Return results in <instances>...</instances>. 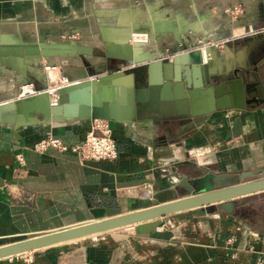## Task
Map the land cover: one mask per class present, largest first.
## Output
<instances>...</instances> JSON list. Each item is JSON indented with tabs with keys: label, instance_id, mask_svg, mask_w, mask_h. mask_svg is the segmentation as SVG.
Returning <instances> with one entry per match:
<instances>
[{
	"label": "crops",
	"instance_id": "0c3cea01",
	"mask_svg": "<svg viewBox=\"0 0 264 264\" xmlns=\"http://www.w3.org/2000/svg\"><path fill=\"white\" fill-rule=\"evenodd\" d=\"M236 4L239 16L224 13ZM194 39L220 43L216 70L246 66L261 74L264 0H0V41L113 47V58L14 57L27 69L56 66L57 74L44 71L48 84L122 70L125 44L138 57L185 51L197 58L188 47ZM116 79L120 89L131 78ZM22 80L0 65V102L18 98ZM92 122L0 123V245L205 193L222 174L255 171L240 182L264 177V102L158 124L109 120L117 150L110 160L34 147L47 136L78 144ZM232 201L231 212L220 203L196 207L161 218L147 233L123 227L32 251L31 263L12 256L0 264H264V190Z\"/></svg>",
	"mask_w": 264,
	"mask_h": 264
},
{
	"label": "water",
	"instance_id": "95a60500",
	"mask_svg": "<svg viewBox=\"0 0 264 264\" xmlns=\"http://www.w3.org/2000/svg\"><path fill=\"white\" fill-rule=\"evenodd\" d=\"M124 46L126 55L119 58L125 62L122 70L110 74L98 71L94 77L59 86L54 103L48 93L46 73L40 66L27 69L14 57L24 56L35 61L55 55L104 54L113 58L110 52L113 47L110 44L94 47L71 42L0 41V65L20 76L21 85L39 84L41 89L35 95L0 102V123L79 118L158 124L264 102V69L261 74L246 66L216 70L212 47L205 48L209 57L204 61L200 50H195L197 58H192V52L181 51L159 59L153 55L138 57L133 53V44ZM263 62L264 59L260 64ZM123 73L131 79L119 89L116 77ZM253 174L255 171L222 174L212 180V189L205 193L0 245V260L128 226L136 233H147L161 223V218L196 207L220 203L223 210L231 212L232 200L264 190V177L240 182Z\"/></svg>",
	"mask_w": 264,
	"mask_h": 264
},
{
	"label": "built area",
	"instance_id": "2783aa9c",
	"mask_svg": "<svg viewBox=\"0 0 264 264\" xmlns=\"http://www.w3.org/2000/svg\"><path fill=\"white\" fill-rule=\"evenodd\" d=\"M243 12V8L240 4L232 5L227 7L224 10V13L230 16L231 18H236ZM195 41V39H194ZM196 44V45H195ZM220 45L216 41H207V42H193L190 43V49L200 50L203 54L204 61L208 59V55L205 53V48L212 47L214 51ZM215 53V52H214ZM215 58V55H214ZM220 59V57H219ZM44 70H56L57 67L54 65H45ZM73 82L66 76H62L59 81H55L49 84L48 93L50 94V99L52 102H56V88L59 86L66 85ZM41 89L37 88L31 83H26L20 86V93L18 97H25L28 95H35L40 93ZM90 129L85 135V138L82 142L78 144L69 145L62 142L60 139L53 136H47L38 141L34 147L40 152H43L47 147L52 146L61 151L70 150L71 152L78 155L81 160H110L114 159L117 156V150L115 141L111 135V129L107 123V120L103 119H94L92 120ZM16 159L22 162L21 154L16 155ZM16 256H20L24 262L31 263L33 258L31 252H25Z\"/></svg>",
	"mask_w": 264,
	"mask_h": 264
},
{
	"label": "bare ground",
	"instance_id": "6f19581e",
	"mask_svg": "<svg viewBox=\"0 0 264 264\" xmlns=\"http://www.w3.org/2000/svg\"><path fill=\"white\" fill-rule=\"evenodd\" d=\"M145 36V38L147 37V40L146 41H148V35H144ZM144 36L142 35L141 36V38L143 37L144 38ZM137 38H140V36H137ZM142 38V39H143ZM140 41V40H139ZM141 41H144V40H141ZM134 43H136V44H139L138 42H134ZM215 55V54H214ZM45 69V68H44ZM46 73H48V74H50V73H52V74H57L58 73V70H44ZM56 80H49V82H51V83H53V82H55ZM94 237V236H93Z\"/></svg>",
	"mask_w": 264,
	"mask_h": 264
},
{
	"label": "flooded vegetation",
	"instance_id": "af4514ba",
	"mask_svg": "<svg viewBox=\"0 0 264 264\" xmlns=\"http://www.w3.org/2000/svg\"><path fill=\"white\" fill-rule=\"evenodd\" d=\"M194 41H192V40H190V42H188V43H193ZM198 42H201V41H198Z\"/></svg>",
	"mask_w": 264,
	"mask_h": 264
},
{
	"label": "rangeland",
	"instance_id": "374dc122",
	"mask_svg": "<svg viewBox=\"0 0 264 264\" xmlns=\"http://www.w3.org/2000/svg\"><path fill=\"white\" fill-rule=\"evenodd\" d=\"M187 36H185V38H186ZM195 42V41H194ZM196 45V44H195ZM85 64H87V62L85 63Z\"/></svg>",
	"mask_w": 264,
	"mask_h": 264
}]
</instances>
